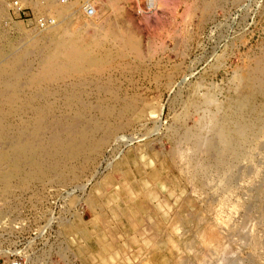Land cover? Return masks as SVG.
Here are the masks:
<instances>
[{
	"label": "rangeland",
	"instance_id": "obj_1",
	"mask_svg": "<svg viewBox=\"0 0 264 264\" xmlns=\"http://www.w3.org/2000/svg\"><path fill=\"white\" fill-rule=\"evenodd\" d=\"M38 1L0 0V264H264V0Z\"/></svg>",
	"mask_w": 264,
	"mask_h": 264
},
{
	"label": "bare ground",
	"instance_id": "obj_2",
	"mask_svg": "<svg viewBox=\"0 0 264 264\" xmlns=\"http://www.w3.org/2000/svg\"><path fill=\"white\" fill-rule=\"evenodd\" d=\"M41 1V0H40ZM49 2L48 3H50L51 4V6L54 8V10L55 11H58L59 13H62L63 11H66V10H69V9H72V8H74V6H75V3L73 2V0H65L64 2L65 3H63V4H60L59 2H56V0H48ZM63 1V0H62ZM75 1V0H74ZM138 1V0H137ZM210 1H212L213 3L215 2V4H213L212 2H210ZM20 2L21 3H34L35 5L36 4H38V0H20ZM78 2V1H77ZM152 0H148V3L151 5L152 4ZM195 2V5H199V6H201L202 4L204 5V6H209V5H216V4H223L224 3V0H195L194 1ZM94 3V2H93ZM155 3V2H154ZM197 3V4H196ZM200 3H201V5H200ZM210 3H212V4H210ZM6 4H8V5H10L11 4V1H10V3H9V0H6ZM33 4V5H34ZM234 4V3H233ZM13 5V4H12ZM85 5V7H84V10H85V12H87V13H89V14H91V13H93L94 11H91V9L90 8H92V7H89L88 8V6L90 5L89 3L87 4H84ZM202 5V7L204 8V6ZM218 5H216V6H218ZM198 6V7H199ZM215 6V7H216ZM51 7V8H52ZM197 7V6H196ZM201 7V8H202ZM206 7V8H207ZM210 7H212V6H210ZM207 9H209V7L207 8ZM3 11H5L4 9H2ZM83 10V9H82ZM93 10V9H92ZM195 10V9H194ZM44 11V10H43ZM206 11H208V10H206ZM208 13H209V11H208ZM211 13H209L208 14V16L210 15ZM207 16V17H208ZM82 17V16H81ZM206 17V18H207ZM211 21V20H210ZM100 22V21H99ZM96 25V24H95ZM115 25V24H114ZM99 28V27H98ZM66 29V28H65ZM93 29V28H92ZM114 32H115V30H114ZM188 33V32H187ZM184 35V34H183ZM78 40H79V38H78ZM177 40V39H176ZM111 41V40H110ZM79 44V43H78ZM84 47V46H83ZM118 48V47H117ZM119 50V49H118ZM121 50H122V48H121ZM112 51V50H111ZM120 51V50H119ZM149 52V51H148ZM128 53V52H127ZM264 53V52H263ZM84 54H85V52H84ZM115 54V53H114ZM115 55H117V54H115ZM260 63V64H259ZM259 65H261L260 66V68L258 69V72H259V74L257 73V74H254L253 76L251 75L250 76V78H251V81H252V91L253 92H262L263 90H264V58L263 59H261L260 61H259ZM142 64V63H141ZM79 65H80V62H79ZM75 66H76V64H75ZM78 66V65H77ZM50 67V66H49ZM41 72V71H40ZM257 72V71H256ZM33 73V72H32ZM3 77H5V76H3ZM17 78V77H16ZM18 79V78H17ZM81 79V78H80ZM20 80V79H19ZM2 81H4V80H2ZM8 81H9V79H8ZM250 81V82H251ZM17 83V82H16ZM15 83V84H16ZM70 83V82H69ZM12 84V83H11ZM13 84H14V82H13ZM66 86V85H65ZM242 86V85H241ZM249 86V85H248ZM17 87V86H16ZM64 89V88H63ZM84 89V88H83ZM21 90V89H20ZM42 90V89H41ZM8 91V90H7ZM91 91V90H90ZM246 91H248V90H246ZM4 92V91H3ZM9 92V91H8ZM5 93V92H4ZM33 93V92H32ZM64 93V92H63ZM91 93V92H90ZM120 93V92H119ZM251 93V92H250ZM73 94V93H72ZM76 94V93H75ZM7 95V94H6ZM33 95V94H32ZM119 95V94H118ZM246 95V94H245ZM247 95H249L248 93H247ZM246 95V96H247ZM251 95H255L254 93H252ZM21 96V95H20ZM73 96V95H72ZM124 96V95H123ZM244 96V95H243ZM244 97V99L242 100V102H241V104H240V106L238 107V109H239V113H237L236 111L237 110H235V112L234 113H237L236 115H234V114H232V113H230V114H232V115H229V114H227V116L225 117V118H227L226 119V122L223 124V126H224V128H225V130H226V132H223V134L225 135V137H224V139H223V143L225 144V148H228V151L233 147V146H235V148L236 149H234V151H238V148L240 147V146H242V144L245 142V135H247V133H248V131L250 132V133H252V132H254L253 131V129H252V126L250 125V127H247V125H246V127H240L239 126V124H240V120H242V119H247V115H249L248 113H247V110H248V108L249 109H253L254 110V108L256 107V102L257 101H255V100H253L252 98H251V96L249 95V96H247V97ZM257 96V95H256ZM258 96H259V94H258ZM36 97H37V94H36ZM113 97V96H112ZM240 99H241V96L239 97ZM1 100V99H0ZM3 100V99H2ZM235 100V99H234ZM234 100H233V102H234ZM32 101V100H31ZM65 102V101H64ZM130 102V101H129ZM232 102V101H231ZM235 102H236V100H235ZM260 102V101H259ZM258 102V103H259ZM14 103V102H13ZM232 104V103H231ZM233 105V104H232ZM33 106V105H32ZM225 106V105H224ZM37 107V106H36ZM230 107H231V105H230ZM258 107V106H257ZM235 108H237L236 106H235ZM224 109V108H223ZM231 111H232V109L231 108H229ZM228 109V110H229ZM38 110V109H37ZM43 110H44V108H43ZM46 110V109H45ZM61 110V109H60ZM207 110V109H206ZM210 110V109H209ZM226 110V109H225ZM227 110V111H228ZM252 110V111H253ZM39 111H41V109H39ZM38 111V112H39ZM64 111V110H63ZM80 111V110H79ZM227 111H226V113H227ZM13 112V111H12ZM230 112V111H229ZM32 113V112H31ZM37 113V112H36ZM43 112L41 111V114H42ZM45 114V113H44ZM46 115V114H45ZM226 115V114H225ZM3 116H5V115H3ZM3 116H1L2 117V119H3ZM40 116V115H39ZM47 116V115H46ZM84 116V115H83ZM254 116H255V114H254ZM33 117V116H32ZM57 117V116H56ZM74 117V116H73ZM231 117V119H229ZM78 118V117H77ZM1 119V118H0ZM63 119V118H62ZM204 119V118H203ZM249 119H250V117H249ZM262 119V118H261ZM28 120V119H27ZM55 120V119H54ZM71 120V119H70ZM44 121V120H43ZM58 121V120H57ZM61 122V121H60ZM65 122H66V120H65ZM42 123V122H41ZM14 124V123H13ZM58 123H56V125H57ZM258 124H260V123H258ZM257 124V125H258ZM49 125V124H48ZM48 125H47V127H48ZM63 125V124H62ZM98 125V124H97ZM232 125H234L235 127L233 128L232 127ZM243 125V124H242ZM39 126V125H38ZM55 126V125H54ZM94 126V125H93ZM261 126V125H260ZM4 127V126H3ZM11 127H13V126H11ZM42 127H43V125H42ZM46 127V126H45ZM51 127V126H50ZM56 127V126H55ZM63 127H64V125H63ZM2 128V127H1ZM87 128H89V127H87ZM5 129H6V127H5ZM12 129V128H11ZM0 130H2V129H0ZM4 130V129H3ZM2 130V131H3ZM39 130V129H38ZM2 131H0V132H2ZM7 131V130H6ZM11 131V130H10ZM25 131V130H24ZM29 131V130H28ZM92 131V130H91ZM224 131V130H223ZM7 132H9V131H7ZM6 132V133H7ZM20 132H22V130L20 131ZM26 132V131H25ZM13 133V132H12ZM23 133V132H22ZM28 133V132H27ZM8 135H9V133H7ZM30 134V133H29ZM94 134V133H93ZM190 134V133H189ZM0 135H5V133L4 132H2V133H0ZM19 135V134H18ZM17 135V136H18ZM33 135V134H32ZM54 135V134H53ZM90 135V134H89ZM223 135V136H224ZM13 136V135H12ZM21 137H24L25 136V134H23V135H20ZM44 136V135H43ZM5 137H6V135H5ZM9 137V136H8ZM16 137V136H15ZM26 137V136H25ZM24 137V138H25ZM45 137V136H44ZM11 138V137H10ZM29 138H31V137H29ZM29 138H27L26 137V139L28 140ZM73 138H76V137H74L73 136ZM82 138H83V136H82ZM48 139V138H47ZM70 139H72V138H70ZM84 139V138H83ZM2 140V139H1ZM16 139H11V140H8L9 141V144L11 145V147L12 148H14V146L16 147V149H18V151H17V154H18V156L20 155V151L21 150H23V149H30L31 150V146H33V143H30V140L27 142V143H23L22 141H18V138H17V141H18V143L15 141ZM50 140V139H49ZM85 140V139H84ZM87 140V139H86ZM85 140V141H86ZM99 140V139H98ZM33 141V140H32ZM56 141V140H55ZM61 141V140H60ZM100 141V140H99ZM7 142V141H6ZM16 142V143H15ZM37 142V141H36ZM57 142H59V141H57ZM77 142H78V140H77ZM97 142V141H96ZM210 142V141H209ZM8 143V142H7ZM39 143V142H38ZM99 143V142H98ZM18 144V145H17ZM23 144V145H22ZM60 144V143H59ZM58 144V145H59ZM62 144V143H61ZM213 144V143H212ZM55 145H57V143L55 144ZM98 145V144H97ZM254 145V144H253ZM59 146H61V145H59ZM77 146H79L78 144L76 145V147ZM207 146V145H206ZM212 146V145H211ZM224 146V145H223ZM54 147V146H53ZM69 147V146H68ZM217 147V146H216ZM215 147V148H216ZM6 148H8V147H6ZM42 148V147H41ZM45 148V147H44ZM56 148V147H55ZM213 148H214V145H213ZM215 148L214 149H212V150H215ZM261 148V147H260ZM59 149V148H58ZM75 149V148H74ZM95 149V148H94ZM13 150V149H12ZM83 150V149H82ZM209 150V149H208ZM227 150V149H226ZM29 151V150H28ZM44 151V150H43ZM47 151V150H46ZM58 151V150H57ZM64 151V150H63ZM12 151H10V153H11ZM23 153H24V151H22ZM15 153V152H14ZM44 153V152H43ZM231 153V152H230ZM9 154V153H8ZM208 154V153H207ZM15 155L16 154H14V158H15ZM22 155V154H21ZM20 155V156H21ZM25 155H27V154H25ZM30 155V154H29ZM17 156V155H16ZM35 156V155H34ZM53 156V155H52ZM56 156V155H55ZM234 156V155H233ZM22 157V156H21ZM37 157H39L38 155H37ZM249 157V156H248ZM7 159L9 158V156H7L6 157ZM18 157H16L15 159H17ZM20 158V157H19ZM54 158V157H53ZM38 159V158H37ZM11 160H13V159H11ZM34 160V161H33ZM32 160V162H35L36 161V159L34 158ZM60 160V159H59ZM10 161V160H9ZM17 161H18V159H17ZM31 161V160H30ZM52 161V160H51ZM56 161H58V160H56ZM19 162V161H18ZM22 162V161H21ZM26 162V161H25ZM1 163V162H0ZM23 163V162H22ZM37 163V162H36ZM51 163V162H50ZM61 163V162H60ZM15 164V163H14ZM34 164V163H33ZM32 164V165H33ZM39 164V163H38ZM9 165V164H8ZM59 164H56V166H58ZM37 166V165H36ZM43 166V165H42ZM54 166H55V164H54ZM60 166V165H59ZM58 166V167H59ZM19 167H20V164H19ZM66 167V166H65ZM14 169V168H13ZM15 170V169H14ZM21 171V170H20ZM227 171V170H226ZM228 173V172H227ZM231 173V172H230ZM19 174V173H18ZM2 176V175H1ZM226 176V175H225ZM262 176V175H261ZM229 183V182H228ZM231 184V183H230ZM232 184H234V183H232ZM234 186V185H233ZM262 187H263V185H261ZM260 187V186H259ZM234 188V187H233ZM232 189V188H231ZM255 189H256V187H255ZM232 191H234V190H232ZM228 192V191H227ZM260 192V191H259ZM231 194V193H230ZM259 194V193H258ZM229 195V194H228ZM259 197V196H258ZM229 198V197H228ZM238 206V205H237ZM260 212V211H259ZM236 232V231H235ZM232 239V238H231ZM259 241V240H258ZM227 242V241H226ZM258 248V247H257ZM256 251V250H255ZM263 251V250H262ZM256 253V252H255ZM259 253V252H258ZM263 263V262H262Z\"/></svg>",
	"mask_w": 264,
	"mask_h": 264
},
{
	"label": "built area",
	"instance_id": "obj_3",
	"mask_svg": "<svg viewBox=\"0 0 264 264\" xmlns=\"http://www.w3.org/2000/svg\"><path fill=\"white\" fill-rule=\"evenodd\" d=\"M11 2H12V4H13V6H15V7H20V0H11Z\"/></svg>",
	"mask_w": 264,
	"mask_h": 264
}]
</instances>
